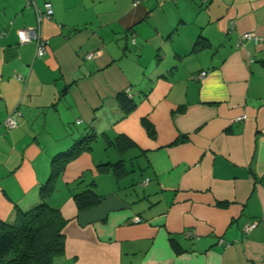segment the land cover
I'll use <instances>...</instances> for the list:
<instances>
[{
	"label": "crops",
	"instance_id": "1",
	"mask_svg": "<svg viewBox=\"0 0 264 264\" xmlns=\"http://www.w3.org/2000/svg\"><path fill=\"white\" fill-rule=\"evenodd\" d=\"M33 1L52 9L42 56L16 33L34 6L0 0V220L94 134L47 199L66 220L58 264H264V0ZM245 32L258 43L237 47ZM90 182L101 202L79 211Z\"/></svg>",
	"mask_w": 264,
	"mask_h": 264
},
{
	"label": "trees",
	"instance_id": "2",
	"mask_svg": "<svg viewBox=\"0 0 264 264\" xmlns=\"http://www.w3.org/2000/svg\"><path fill=\"white\" fill-rule=\"evenodd\" d=\"M124 138H118L119 144L123 142L128 145L129 141ZM94 140V134L86 136L78 140L69 151L54 157L49 178L39 189L40 202L26 211L19 210L11 223L0 220V264H58L65 251L63 227L66 220L60 210L51 206L47 199L65 163L80 152L89 150ZM108 166L109 163L98 165L99 168ZM81 182L79 180L76 184ZM92 186L93 182L87 183L85 188L73 193L79 211L93 208L101 202V195Z\"/></svg>",
	"mask_w": 264,
	"mask_h": 264
},
{
	"label": "built area",
	"instance_id": "3",
	"mask_svg": "<svg viewBox=\"0 0 264 264\" xmlns=\"http://www.w3.org/2000/svg\"><path fill=\"white\" fill-rule=\"evenodd\" d=\"M27 6H34L37 14V21H38V26L34 28H21L17 29V37L19 40V43L25 44L34 41L37 45V55L42 56L44 55L47 47V41L42 37L41 32H40V23L44 18L50 17L52 15V9H51V4L49 2H45L42 7H39L36 5L35 1L33 0H25ZM234 25L231 23V28H233ZM245 39H253L256 43L260 40L259 37L254 35L251 32H245L240 34V36L237 39L236 46L240 47L243 44V40ZM132 42H134V37L132 38ZM93 55L92 53H89L87 55V58H92ZM206 75L205 71H202L199 75L198 78H203ZM247 118L246 114H242L240 116H237L235 118L236 121H242ZM80 122V121H78ZM4 126L8 129H12L17 126V121L12 115H8L4 122ZM136 222L141 221L140 217H135L133 219ZM257 225V221H250L249 223H246L243 226V232L248 233L252 229H254ZM187 236H191L192 232L191 231H186Z\"/></svg>",
	"mask_w": 264,
	"mask_h": 264
},
{
	"label": "rangeland",
	"instance_id": "4",
	"mask_svg": "<svg viewBox=\"0 0 264 264\" xmlns=\"http://www.w3.org/2000/svg\"><path fill=\"white\" fill-rule=\"evenodd\" d=\"M95 151H98L99 150V148L101 149V148H104L105 147V141H104V139L103 138H98V141H97V143L95 144ZM119 150H121L120 148H119ZM112 151V156H111V158H112V160H117L118 158H119V155H118V152L116 153V151L114 152V150L112 149L111 150ZM134 174V173H133ZM133 178H136V176L135 175H133Z\"/></svg>",
	"mask_w": 264,
	"mask_h": 264
}]
</instances>
